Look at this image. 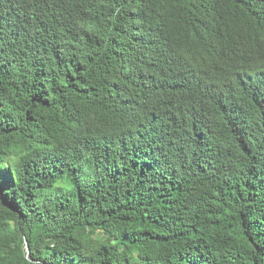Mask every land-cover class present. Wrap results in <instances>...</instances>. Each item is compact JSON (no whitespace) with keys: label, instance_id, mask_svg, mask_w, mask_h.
Returning a JSON list of instances; mask_svg holds the SVG:
<instances>
[{"label":"trees","instance_id":"obj_1","mask_svg":"<svg viewBox=\"0 0 264 264\" xmlns=\"http://www.w3.org/2000/svg\"><path fill=\"white\" fill-rule=\"evenodd\" d=\"M0 264H264V0H0Z\"/></svg>","mask_w":264,"mask_h":264}]
</instances>
